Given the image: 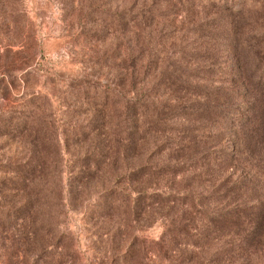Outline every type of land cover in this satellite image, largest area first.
<instances>
[{
    "label": "rangeland",
    "instance_id": "374dc122",
    "mask_svg": "<svg viewBox=\"0 0 264 264\" xmlns=\"http://www.w3.org/2000/svg\"><path fill=\"white\" fill-rule=\"evenodd\" d=\"M123 9L144 23L99 20ZM196 12L176 0H0V125L20 131L0 132V264H264V69L243 50L240 76L232 45L203 44ZM174 65L194 72L184 85ZM95 87L117 102L93 100ZM136 102L156 125H134ZM19 164L35 177L7 167ZM190 192L222 217L209 246L182 251L170 230L206 219L132 200Z\"/></svg>",
    "mask_w": 264,
    "mask_h": 264
},
{
    "label": "trees",
    "instance_id": "16d2710c",
    "mask_svg": "<svg viewBox=\"0 0 264 264\" xmlns=\"http://www.w3.org/2000/svg\"><path fill=\"white\" fill-rule=\"evenodd\" d=\"M10 1V0H7ZM181 7L188 6L191 9L197 10V19L200 20L199 30L202 31L201 39L204 45L211 44L216 49H228L230 45L232 49L235 50V54L231 55V60H233V66L237 67L240 76L244 79L245 73L247 72L246 62L248 61L247 56L244 54L243 50L248 52L252 57V61L256 64L255 70L257 72H263L264 67V0H176ZM99 11V10H97ZM204 11L214 12L217 17L211 18L204 16ZM148 13L149 11H144ZM149 16L153 14L148 13ZM203 17V18H202ZM146 16L142 15L134 17L127 10H119L117 12H99V20H104V26L108 29H119L126 28L133 22L144 23ZM211 18V19H209ZM225 18H234V22L229 23ZM97 20V19H96ZM143 21V22H142ZM231 22V21H230ZM206 28V29H203ZM262 29V30H260ZM207 55V51H204ZM249 57V56H248ZM213 58V57H212ZM213 64H218L213 58ZM230 60V58H229ZM230 60V61H231ZM182 66L174 65L173 69L174 75L176 76L175 82L181 85H184L187 80L191 78V75L194 72L183 71ZM262 68V69H261ZM263 77V76H262ZM260 81V75L257 77ZM93 100H103L104 104H108L109 100L113 103L117 102L116 95L108 93L104 89H99L97 87L90 90ZM208 102V101H207ZM128 112L130 113L131 119L133 120L134 125L140 119H145V123L149 125H156L157 120L155 119L154 111H152L151 105L146 103H132L128 107ZM238 122V121H237ZM237 122H233L236 124ZM135 127V126H134ZM178 133H183L182 128L176 129ZM0 132L4 135L9 134H18L20 131L16 126L10 123H3L0 125ZM206 155H214L215 158L221 156L220 153H212V151L204 152ZM216 153V154H215ZM93 162H97V159L94 158ZM8 169L19 176L24 180H30L35 177L34 171L31 168H28L25 164L7 166ZM6 168V167H5ZM151 173L152 175L159 174L160 170L150 167L144 169ZM115 198V195L112 199ZM198 196L190 192L183 196L177 194H168L162 195L160 193H150V194H139L132 204L136 209L141 205L154 204V203H165L170 204L173 210H177L178 206L186 205L192 208L195 214L198 212L201 214L207 223V228L198 230L197 223L190 222L188 223V230L185 229L186 226H180L170 230V235L172 240L170 241L171 246L177 250H184L183 241L187 246L191 245L193 249L199 247L200 245L209 246L213 241V236L219 231L217 227V218H221L222 215H211L207 214L205 211H201L198 208L197 202ZM25 208V207H24ZM199 209V210H198ZM195 221V219H193ZM190 229V230H189ZM199 238V239H198ZM161 244V243H160ZM161 250H164L166 246L160 245ZM203 246V247H204ZM158 247V248H159ZM183 247V248H182ZM193 252V251H191Z\"/></svg>",
    "mask_w": 264,
    "mask_h": 264
}]
</instances>
